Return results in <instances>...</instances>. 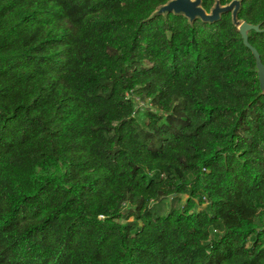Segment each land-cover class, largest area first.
I'll return each mask as SVG.
<instances>
[{
    "label": "trees",
    "instance_id": "16d2710c",
    "mask_svg": "<svg viewBox=\"0 0 264 264\" xmlns=\"http://www.w3.org/2000/svg\"><path fill=\"white\" fill-rule=\"evenodd\" d=\"M167 1L0 0V264H264L256 58Z\"/></svg>",
    "mask_w": 264,
    "mask_h": 264
},
{
    "label": "water",
    "instance_id": "95a60500",
    "mask_svg": "<svg viewBox=\"0 0 264 264\" xmlns=\"http://www.w3.org/2000/svg\"><path fill=\"white\" fill-rule=\"evenodd\" d=\"M241 8L242 0H232L224 5L221 4L220 0H216L210 11L203 7V0H168L166 3L159 5L148 19L156 15L167 16L169 13H174L185 16L191 24H194L197 19L214 23L219 21L224 13H231L232 22L240 31L244 44L251 49L256 58L258 78L264 91V63L258 49L249 41V32L251 30L260 32L264 31V29L259 24H252L239 18Z\"/></svg>",
    "mask_w": 264,
    "mask_h": 264
},
{
    "label": "rangeland",
    "instance_id": "374dc122",
    "mask_svg": "<svg viewBox=\"0 0 264 264\" xmlns=\"http://www.w3.org/2000/svg\"><path fill=\"white\" fill-rule=\"evenodd\" d=\"M137 102H138V108H145V107H151L152 106V103L151 101H144V100H141L140 98L137 97ZM187 197L184 198V201ZM183 201V202H184Z\"/></svg>",
    "mask_w": 264,
    "mask_h": 264
}]
</instances>
